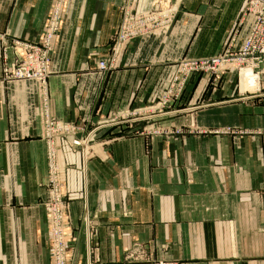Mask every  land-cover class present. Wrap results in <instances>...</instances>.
<instances>
[{"label": "crops", "instance_id": "1", "mask_svg": "<svg viewBox=\"0 0 264 264\" xmlns=\"http://www.w3.org/2000/svg\"><path fill=\"white\" fill-rule=\"evenodd\" d=\"M173 1L171 29L131 42L104 72L96 65L121 21L120 0H64L43 97L33 80H1L0 43V264H53L44 106L82 122L77 137L95 133L85 157L55 139L76 238L69 264H264V76L253 90L233 69L215 84L199 73L165 114L153 109L176 61L219 53L236 29L239 49L252 18L237 28L244 0ZM54 2L0 0L6 43L37 41ZM154 125L204 131H143Z\"/></svg>", "mask_w": 264, "mask_h": 264}, {"label": "built area", "instance_id": "2", "mask_svg": "<svg viewBox=\"0 0 264 264\" xmlns=\"http://www.w3.org/2000/svg\"><path fill=\"white\" fill-rule=\"evenodd\" d=\"M45 23L44 36H47L45 48L38 44L26 43L24 41L15 40L10 44L6 43L5 34L0 33L2 42L1 54V78L7 80H34L36 83L37 92L43 97L47 96L46 86L50 73V41L52 33L55 32L60 23V6L63 0H54ZM245 11L250 12L252 21L250 29L244 38L243 46L235 51L232 44L225 48L221 54H214V56L198 57L183 61L178 65L175 75L169 85L168 91L163 92L162 97L159 98L155 104L154 109H164L172 102L181 99L187 75L190 78L192 75L197 74L200 69H207L210 72L215 70L228 69L230 66H236L241 75V71L248 69L252 72L254 84L251 87L260 89V79L264 76V0H247ZM170 10L155 9L147 17L140 14H132L129 10L125 11L124 25L121 30L115 34V39L112 41L111 51L97 61V68L101 71H107L116 68V55L120 50V43L129 39H134L140 36L141 30H149L154 25L166 26L167 21L170 20ZM138 17L142 24L136 20ZM116 41V43H115ZM5 42V44H4ZM24 49V53L16 54L13 60H10L9 50L13 47ZM17 51V50H16ZM196 71V73L194 72ZM186 79V80H185ZM174 94V95H172ZM173 96V97H171ZM175 98V99H173ZM46 103V98L44 99ZM172 103V104H173ZM41 112L40 122L44 127L45 138L53 140V143H48V167L50 168L48 184L51 185L47 200L44 202V210L47 215L48 226L50 229V244L53 248L54 264H69V242L74 241L75 237L68 226L67 211L70 204L62 191V183H60L61 168L58 165V154L54 148L56 137L68 138L71 148L76 149L81 146H86L91 143V132L87 136H79L77 134L83 130L79 124L71 121L59 120L50 114L48 107ZM83 125V124H81ZM81 128V129H80ZM153 133L162 135H183L185 132L181 128L172 131V128H167L161 125H154L151 128ZM225 133L235 132V129L225 128ZM93 132V131H92ZM201 132V131H200ZM199 132V133H200ZM218 132V131H216ZM215 132V133H216ZM70 138V139H69ZM152 264H175L165 259H158L152 261Z\"/></svg>", "mask_w": 264, "mask_h": 264}, {"label": "rangeland", "instance_id": "3", "mask_svg": "<svg viewBox=\"0 0 264 264\" xmlns=\"http://www.w3.org/2000/svg\"><path fill=\"white\" fill-rule=\"evenodd\" d=\"M63 2H64V0L62 1V4H61V6H60V11H61V7H62V5H63ZM246 3H247V0H244V2H243V8H242V10H241V15H240V19L238 20V23H237V25H238V27L237 28H239L240 26L239 25H241L242 23H243V21L245 20V18H247V17H251L252 18V14L250 13V12H248V11H245V6H246ZM178 4V2H175V1H173V0H120V2H119V10H120V14L122 15V17H121V21H120V23H119V26L117 27V31L114 33V35L112 36V38H111V40H110V42L108 43V48H107V53H110V51H111V46H112V41H113V39H115V34H117L120 30H121V28L123 27V26H125L123 23H124V20H125V11L126 10H129L132 14H140L141 16H143V17H147L148 15L147 14H151V12H153L155 9H158V10H165V11H167V10H170V15H171V18H170V20H168L167 21V25L166 26H162V25H154V26H152V28H150L149 30H147V31H145V30H141V34H140V36H137L136 38H134V39H129V40H126L125 42H122V43H120L119 45H120V47H119V51H118V53H117V55H116V60H117V62H116V67L117 66H119V64H120V62H121V58H122V56H123V54H124V52H125V50H126V48H127V46L131 43V42H133V41H135V40H137L138 38H144V37H148V36H151L152 34H156V33H165V32H167L169 29H171V26L174 24V22L176 21V19H177V17H178V11H179V6L177 5ZM48 18V17H47ZM47 20V19H46ZM60 20H61V18H60ZM136 20L137 21H139L141 24H142V21L138 18V17H136ZM59 28H60V23H59V25H58V27H57V29L55 30V32H53L52 33V36H51V41H50V44H49V46H50V51H49V54H50V62H51V57H52V54H53V51H54V46H53V41H54V39H55V37H56V35L58 34V32H59ZM45 30V27L43 28V30L42 31H44ZM45 32V31H44ZM237 33V29L236 30H234L232 33H231V35L229 36V38H228V40H227V43H226V45L224 46V48L219 52V53H217L218 55L219 54H221L223 51H224V49L225 48H228L229 47V45H231L232 44V48H233V50H235V51H237V50H239L242 46H243V44H244V42H243V44H242V46L239 48V49H236L235 48V39H236V34ZM5 37H6V34H5ZM15 40H19V39H15ZM15 40L13 39V40H11V42H15ZM46 40H47V36H44V33H42L40 36H39V38H38V40L37 41H35V42H27V41H24V42H26V43H28V44H30V43H33V44H38L39 46H41V47H43V48H45L44 46H45V44H46ZM19 41H22V40H19ZM0 43H1V47H2V42H1V38H0ZM115 43H116V41H115ZM4 44H5V42H4ZM12 44V43H11ZM13 47V46H12ZM12 49V48H11ZM17 49V47H13V50L15 51ZM17 52V51H16ZM18 52H20V55H22L23 53H24V49H19L18 50ZM106 53V54H107ZM214 56V55H213ZM14 59V58H13ZM13 59H11L10 58V60H13ZM188 59H193V57H188V56H183L181 59H179L178 61H176V63H175V67H174V70H173V72H172V76H171V79H170V81H169V83H168V85L166 86V88H165V90L163 91V92H165L166 90L168 91V88H169V85H170V83H171V81H172V78H173V76L175 75L174 73H175V71L177 70V67H178V65H180V63H182L183 61H187ZM1 61H2V59H1ZM231 69H233V70H235V72H237V77L239 76V78H240V81H241V83L243 84V85H246L245 87H249V84L247 85V82H248V80L246 81L245 80V82H244V71L246 70V69H244L243 71H242V75H240L239 74V72H238V68L236 67V66H230L228 69H224V70H215L214 72H210L209 70H207V69H205V68H203V69H200L199 71H197V74H205L208 78H209V81L211 82V84H215V83H217L219 80H220V78L226 73V72H229V70H231ZM99 70V69H98ZM101 71V70H100ZM195 73H196V71H194ZM50 74H51V63H50V73H49V76H50ZM194 75H196V74H194ZM188 76L189 75H187V77H186V79H190V78H188ZM193 76V75H192ZM185 79V80H186ZM3 82H10V81H12V80H7V79H1ZM188 80L186 81V84H187V82H188ZM34 81V80H33ZM35 82V81H34ZM260 83V82H259ZM185 84V85H186ZM35 85H36V83H35ZM253 86V85H252ZM257 88L255 87V88H253V90H256ZM163 92L158 96V98H157V100H156V102H154V106H153V109H154V107H155V104L158 102V100H159V98L160 97H162V94H163ZM172 95H174V94H172ZM171 97H173V96H171ZM173 99H175V98H173ZM181 101V99H178V100H176L173 104L171 103L169 106H167V107H165L164 109H162V111L160 110V109H154V111H157V113H159V112H162L161 114H165L166 113V110H168L169 109V107H171L172 105H176L178 102H180ZM110 121V120H109ZM112 123L113 122H121L120 121V119H115V120H112L111 121ZM75 123H77V124H79V126H81V127H83V129H85L84 127H85V125L81 122H75ZM81 124H83V125H81ZM104 124V123H103ZM101 125V124H100ZM152 128V127H151ZM151 128H147V127H144V129H143V131H145L146 133H148V134H150V135H157V133L155 132V133H153V131L154 130H151ZM182 129V130H184V132L185 133H195V134H198L200 131H204L202 128H198V127H196L195 125H187V126H185V127H174V128H172V131L173 132H175L177 129L179 130V129ZM81 129V128H80ZM225 129V128H224ZM216 129H212V131H215ZM217 131H220V129H217ZM223 131V130H222ZM91 132V135H90V137H91V143H89L88 145H91V144H93V142L95 141L94 140V134L95 133H93L92 131H90ZM90 132H88L85 136H87ZM184 133V134H185ZM80 149V148H79ZM88 151H89V147L88 146H86V148H84V147H82L81 146V149H80V152H81V154L85 157L87 154H88ZM49 168V167H48ZM49 172H50V168H49ZM49 172H48V174H49ZM51 189V185H49L48 184V182H47V192H46V197H45V200L43 201V206H44V202L47 200L46 198L48 197V194H49V190ZM62 189V188H61ZM68 199V198H67ZM68 202H69V204H70V201H69V199H68ZM48 228H49V226H48ZM72 231V233H73V236H74V232H73V230H71ZM75 237V236H74ZM76 239V238H75ZM72 242V241H71ZM70 243V242H69ZM69 247L71 248L72 246H71V244L69 245ZM51 260H52V262H53V264H54V254H53V248H52V246H51ZM171 263H173V262H171ZM175 263V262H174ZM176 264V263H175Z\"/></svg>", "mask_w": 264, "mask_h": 264}, {"label": "bare ground", "instance_id": "4", "mask_svg": "<svg viewBox=\"0 0 264 264\" xmlns=\"http://www.w3.org/2000/svg\"><path fill=\"white\" fill-rule=\"evenodd\" d=\"M243 71V70H242ZM241 71V72H242ZM245 73H244V82H245V80L247 81L248 80V82H247V85L249 84V87H247V88H251V86L254 84V80H253V75H252V72H250L248 69H246L245 71H244ZM241 75H242V73H241ZM246 85H244V87H245ZM252 88H254V87H252Z\"/></svg>", "mask_w": 264, "mask_h": 264}]
</instances>
